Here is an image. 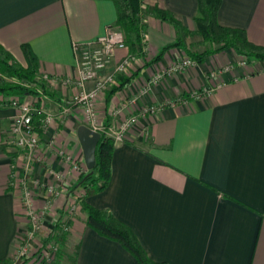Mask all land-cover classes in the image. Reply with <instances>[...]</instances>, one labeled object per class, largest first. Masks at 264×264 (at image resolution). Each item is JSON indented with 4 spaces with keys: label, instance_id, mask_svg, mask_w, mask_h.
Returning <instances> with one entry per match:
<instances>
[{
    "label": "crops",
    "instance_id": "obj_1",
    "mask_svg": "<svg viewBox=\"0 0 264 264\" xmlns=\"http://www.w3.org/2000/svg\"><path fill=\"white\" fill-rule=\"evenodd\" d=\"M221 1L219 23L245 30L251 42L264 46V0ZM144 6L171 11L189 33H179L147 13L141 53L117 50L102 73L129 54L138 59L128 74L136 73L129 85L112 97L110 87L99 97L97 111L104 124L112 126L152 105L163 109L141 118L126 139L116 143L108 187L86 202L110 210L130 226L154 262L264 264V61L241 66L242 57L226 50L169 73L174 63L189 57L177 43L183 36L190 47L197 35L199 0H145ZM117 20L111 0H0V45L24 67L23 45H29L49 84L48 92L32 95L55 115L47 129L42 122L36 125L45 161L36 163L33 174L42 182L53 181L51 171L69 169L59 149L83 165V175L88 171L78 130L90 125L83 109L71 101L82 88L67 83L79 77L74 43L97 39L115 28ZM228 66L233 67L226 70ZM160 74L164 76L155 82ZM205 88L211 93L192 96ZM70 104L72 113L62 116ZM123 104L127 106L116 119L111 110ZM16 113L11 105H0V260H12L25 222L22 191L13 184L15 171L23 167V151L16 153L7 145ZM80 178L73 179L72 188ZM76 191L82 190L72 189L57 201L51 222L59 214L65 216V205ZM45 198H37L36 206L42 207ZM70 227L60 249L63 264H71L69 257L75 254L76 264H137L120 242L87 224L80 201Z\"/></svg>",
    "mask_w": 264,
    "mask_h": 264
},
{
    "label": "built area",
    "instance_id": "obj_2",
    "mask_svg": "<svg viewBox=\"0 0 264 264\" xmlns=\"http://www.w3.org/2000/svg\"><path fill=\"white\" fill-rule=\"evenodd\" d=\"M127 48L126 34L116 27L109 29L107 33L93 41L75 42L74 49L79 67V77L75 82L67 81V83H74V85L82 88V91L75 95L71 101L83 109L85 121L90 125V128L111 137L115 143L123 142L141 118H147L163 109V105H152L141 110L139 114L125 118L112 126L104 124L100 119L97 111L99 97L117 83L116 75L118 73L130 74L138 62L136 56L129 54L116 64L113 70L102 75L112 65L116 51ZM197 64L198 62L190 57H184L173 64L169 73L182 71ZM248 64L246 58H241L239 61L241 66ZM232 67L228 66L226 70ZM163 76L164 74L157 75L154 81H159ZM89 82H95L92 89L86 87ZM211 91L210 88H205L201 92H194L192 96L199 98L210 94ZM4 98L2 97V99ZM7 100L17 111L7 145L11 151L16 153L23 151V167L15 171L13 184L22 191L25 205V222L16 242V250L12 258L13 264H54L60 247L50 237L57 234L56 225L58 223L61 224L60 230L62 232L69 233L71 231L67 219L76 214L83 192L76 191L74 193L72 202L65 205V216L59 214L58 218L52 222L50 216L57 201L65 194H70L74 189L72 188L73 179L77 176L82 177L84 168L80 162L73 158L71 153L65 149H59V155L69 164V169L59 173L51 171L49 175L54 176L52 182H42L32 177L36 170V163H43V155L40 153L41 137L35 124V117L41 116L42 126L47 129L55 121V115L47 111L44 106H38L39 100L32 95L9 97ZM126 106L127 104L116 106L111 110V115L116 119L119 118ZM72 111L73 106L67 105L63 109L62 116L65 117ZM23 172L24 175L22 176ZM43 194L46 196L44 204L42 207H37L36 199ZM47 225H50V231L45 239L40 241L38 237Z\"/></svg>",
    "mask_w": 264,
    "mask_h": 264
},
{
    "label": "trees",
    "instance_id": "obj_3",
    "mask_svg": "<svg viewBox=\"0 0 264 264\" xmlns=\"http://www.w3.org/2000/svg\"><path fill=\"white\" fill-rule=\"evenodd\" d=\"M111 1L115 3L118 13V20L114 27L119 28L126 34L127 45L133 54H140L143 50V34L146 32V23L141 14L143 15L145 12L174 25L179 33H189L171 11L158 6L145 9V0ZM221 4V0H199V10L195 21L197 23L196 33L201 37L200 44L204 47L203 50H192L186 45L183 36H180L177 46H181L187 55L197 62H203L207 56L226 50L235 51L242 58H246L249 63L259 60L264 61V46L251 42L245 30L224 27L219 23L218 13ZM23 49L27 58L26 67L16 63L12 54L0 45V74L3 76L0 81V97L5 96L4 99H0V105H10V101L7 99H9L11 92L18 91L23 96L29 94L39 96L41 92H48L49 84L41 74L39 58L29 45H23ZM161 56L159 55L154 60L160 59ZM145 62V64H149L147 61ZM135 76L136 73L133 75L124 72L118 73L116 75L117 83L111 86L108 96L112 97V95L125 88ZM38 106H41L40 101ZM41 119V116L35 117L37 126L41 124ZM115 148V141L111 137L102 134L97 146L96 168L92 174V171L88 170L74 188H80L83 192L80 202L87 215V224L101 235L120 242L136 257L137 264H162L154 262L148 257L130 226L117 219L110 210L99 209L86 202L89 196L98 194L108 187L111 180L112 158ZM67 222L70 224V218L67 219ZM56 229L57 234L51 236L50 239L55 241L61 249V246L66 242L68 233L60 230V223L56 225ZM60 249L54 264H63L64 254ZM69 258L71 264L77 263V254ZM0 264H13V260H0Z\"/></svg>",
    "mask_w": 264,
    "mask_h": 264
},
{
    "label": "water",
    "instance_id": "obj_4",
    "mask_svg": "<svg viewBox=\"0 0 264 264\" xmlns=\"http://www.w3.org/2000/svg\"><path fill=\"white\" fill-rule=\"evenodd\" d=\"M78 134L83 147L87 168L92 171V174L97 165V146L102 134L94 131L87 125H81Z\"/></svg>",
    "mask_w": 264,
    "mask_h": 264
},
{
    "label": "rangeland",
    "instance_id": "obj_5",
    "mask_svg": "<svg viewBox=\"0 0 264 264\" xmlns=\"http://www.w3.org/2000/svg\"><path fill=\"white\" fill-rule=\"evenodd\" d=\"M145 9H146V7H145ZM141 16L143 17V20H144V22H145V19L147 18V13L145 12L143 15L141 14ZM146 23V22H145ZM143 39H144V41H145V39H146V32L143 34ZM200 37L199 36H197V35H195V36H192V39H191V43H189L190 44V48L192 49V50H203L204 49V47L200 44ZM129 48V47H128ZM1 75V74H0ZM2 76V75H1ZM19 94V92L17 91V92H11V94H10V96L9 97H20V96H16V95H18ZM2 97H5L4 95H2L1 96V98ZM8 97V98H9ZM47 109V108H46ZM49 110V112H51L52 110L51 109H47V111ZM51 110V111H50ZM53 112V111H52ZM43 161H45V155H43ZM32 177H34V174L32 175ZM74 216V215H73ZM49 229H50V226L48 227ZM48 228H47V226H46V228H45V230L47 229L48 230ZM44 230V231H45ZM42 232L40 235H39V237H38V239L40 240V241H43V239H45V237L47 236V234H45V232ZM60 247V246H59Z\"/></svg>",
    "mask_w": 264,
    "mask_h": 264
}]
</instances>
